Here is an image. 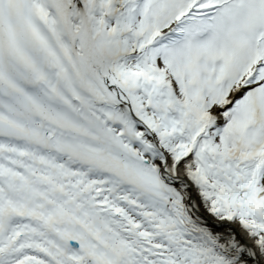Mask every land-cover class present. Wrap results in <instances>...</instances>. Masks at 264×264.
Returning a JSON list of instances; mask_svg holds the SVG:
<instances>
[{
    "label": "snow or ice",
    "instance_id": "snow-or-ice-1",
    "mask_svg": "<svg viewBox=\"0 0 264 264\" xmlns=\"http://www.w3.org/2000/svg\"><path fill=\"white\" fill-rule=\"evenodd\" d=\"M0 264H264V0H0Z\"/></svg>",
    "mask_w": 264,
    "mask_h": 264
}]
</instances>
